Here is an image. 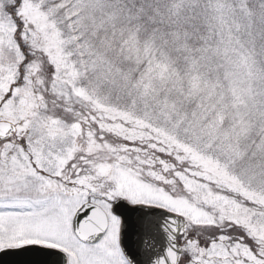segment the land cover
I'll use <instances>...</instances> for the list:
<instances>
[{"label": "snow or ice", "instance_id": "6c2138e0", "mask_svg": "<svg viewBox=\"0 0 264 264\" xmlns=\"http://www.w3.org/2000/svg\"><path fill=\"white\" fill-rule=\"evenodd\" d=\"M0 264H264V0H0Z\"/></svg>", "mask_w": 264, "mask_h": 264}]
</instances>
